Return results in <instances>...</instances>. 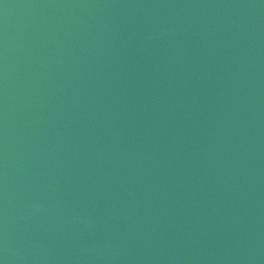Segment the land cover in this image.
<instances>
[{"label": "water", "instance_id": "95a60500", "mask_svg": "<svg viewBox=\"0 0 264 264\" xmlns=\"http://www.w3.org/2000/svg\"><path fill=\"white\" fill-rule=\"evenodd\" d=\"M0 264H264V0H0Z\"/></svg>", "mask_w": 264, "mask_h": 264}]
</instances>
